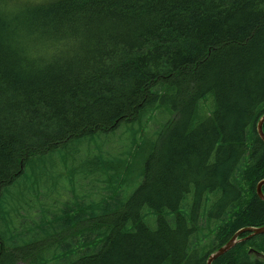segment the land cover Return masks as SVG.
Here are the masks:
<instances>
[{"label":"trees","instance_id":"16d2710c","mask_svg":"<svg viewBox=\"0 0 264 264\" xmlns=\"http://www.w3.org/2000/svg\"><path fill=\"white\" fill-rule=\"evenodd\" d=\"M161 107L173 116L148 138ZM263 113L264 0H0V214L8 186L71 141L96 139L80 168L119 188L81 212L43 206L25 244L0 216V264H207L264 225ZM124 123L140 139L104 150ZM251 248L264 233L212 264H264Z\"/></svg>","mask_w":264,"mask_h":264},{"label":"rangeland","instance_id":"374dc122","mask_svg":"<svg viewBox=\"0 0 264 264\" xmlns=\"http://www.w3.org/2000/svg\"><path fill=\"white\" fill-rule=\"evenodd\" d=\"M172 116L173 111L169 108L161 107L156 109L151 121L144 122V133L147 134L148 138H154L156 136L155 133L162 129L165 122ZM125 124L128 123L119 126L114 137L109 138L108 136V140L105 142L102 139L104 150L117 153L123 148V145L128 143L134 131L139 132L137 138L139 137L140 139L142 132L139 131V128L141 125L139 123L128 124L127 127ZM100 135L106 136L107 134L101 133ZM93 144L97 146L98 142L96 139ZM94 145L88 146L83 141H71L69 145L60 147L54 152L43 156L34 166L29 165L25 175L21 176L16 184L8 186V190L3 195V200L16 199L12 202L23 203V201L31 198V201L34 200L35 204L30 201L32 204L31 208L29 205H25L26 202L20 208L11 207L12 202L4 204L1 211L4 217L3 214H0V216L2 220L5 218L4 220L8 223L6 224L13 232H15L12 228L14 225L17 231L21 233L19 241L24 244L27 243L29 238L34 236L35 229L40 228V225L35 226V223L44 220V215L46 214L43 206L52 207L51 210H56L53 207L58 209L61 206L62 208L63 203H66L72 206L74 209L73 213H75L80 211L75 203L85 201L89 194L91 195V200L95 201L100 198L106 199L109 196L112 198L118 192L119 188L109 191L113 184L104 183L101 186L100 183L92 182L93 176L87 177L80 168V164L83 163L84 155L87 152L99 154V150ZM139 165L140 163H135L134 168L131 170L130 180L134 181L136 175L139 174ZM41 173L45 174V176L43 177ZM141 181L142 179L136 180L131 186L130 184L126 185V187L120 186V190H123V199L128 198ZM12 195L13 197H10ZM0 226L5 227L1 221ZM0 228L3 229V227ZM13 238L16 239L15 237ZM35 246V249L42 246L41 240L35 243ZM250 250L258 251L254 248ZM17 264L26 263L20 260Z\"/></svg>","mask_w":264,"mask_h":264},{"label":"water","instance_id":"95a60500","mask_svg":"<svg viewBox=\"0 0 264 264\" xmlns=\"http://www.w3.org/2000/svg\"><path fill=\"white\" fill-rule=\"evenodd\" d=\"M263 123H264V113L261 116V118L258 120L257 122V132L259 134V136L261 137V139L264 141V130H263ZM264 185V179H262L258 185H257V193L259 195V197L264 200V193L262 190V186ZM249 232L248 235L243 236V234ZM264 233V225L261 226H254V227H246L243 229H240L239 231H237L233 237L222 247H220L218 250H216L215 252H213L207 259V264H212V262L219 256H221L222 254H224L225 252H227L228 250H230L231 248H233L238 242L247 240L255 235L258 234H262ZM254 252L255 254H257L258 256H263L264 254H261L257 251L254 250H250V252Z\"/></svg>","mask_w":264,"mask_h":264},{"label":"bare ground","instance_id":"6f19581e","mask_svg":"<svg viewBox=\"0 0 264 264\" xmlns=\"http://www.w3.org/2000/svg\"><path fill=\"white\" fill-rule=\"evenodd\" d=\"M262 225V224H261ZM263 234V233H262ZM259 235V234H258ZM250 239V238H249ZM248 240V239H247Z\"/></svg>","mask_w":264,"mask_h":264}]
</instances>
